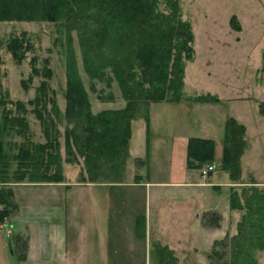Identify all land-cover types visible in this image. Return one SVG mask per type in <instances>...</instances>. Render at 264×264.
<instances>
[{
	"label": "rangeland",
	"instance_id": "obj_1",
	"mask_svg": "<svg viewBox=\"0 0 264 264\" xmlns=\"http://www.w3.org/2000/svg\"><path fill=\"white\" fill-rule=\"evenodd\" d=\"M166 0H160V9L168 12L166 7ZM228 1V2H225ZM231 2V3H229ZM236 0H180V11L182 20L191 24L195 50V59L192 62H187L186 67V97H196L201 95H219L220 97H228L229 88L236 85L243 86L248 83L251 76V69H246V60L240 54L241 36L247 31V27L242 26L237 15H233L238 7ZM241 2H245L242 0ZM240 4V3H239ZM262 12V11H261ZM231 13H233L231 17ZM263 16H264V12ZM260 15V14H259ZM236 18L241 30L237 31L233 28L232 19ZM261 22L252 27L253 30L259 34V39L264 35V26L261 27ZM264 22V21H263ZM248 30V29H247ZM233 36L231 35V33ZM243 32V35L240 32ZM234 32V33H233ZM14 39H22L25 48L30 46L26 57L23 61H16L12 53L8 50V43ZM73 46L76 53V61L78 72L84 82L87 90L89 100L92 104V113L99 114L103 111L117 110L124 108L127 104L120 85L115 80L105 78L103 81L91 80L90 76L84 70V61L80 48L79 37L77 33L72 34ZM264 45V40L262 41ZM67 56H68V36L63 31L59 24L48 21H0V145L7 156V162L10 165V174L17 169V162L15 157L18 154L19 147L27 144L29 141L33 143H46L44 133V123L40 121L35 106L31 104L38 95L39 90L44 81L49 85L50 93L47 94L46 99L40 105L39 110L42 112L45 119H51L49 123L55 125L59 131L60 153L62 158L61 168L63 170V177L65 174L64 168L73 170L78 176L77 184L90 182V174L88 167L85 165V159L78 155L76 146L73 141L68 147L67 130L75 128L67 120L66 106H67ZM34 65L37 67L38 75H34ZM250 66V65H249ZM52 71L51 79H46L45 70ZM109 72V71H108ZM251 82L253 80L251 79ZM226 88V89H225ZM52 101L58 111L59 116H55L52 107ZM18 103L23 104L20 109ZM150 109V116L152 119V128L154 127V137L147 135L146 120L143 118L142 125H135V134L132 141V149L135 155L147 159V151H151V160L146 164L145 160L141 158H134L129 155L121 160L122 168L117 176L113 173H107V169L112 168V163L109 166H103L99 172L100 177L97 183L106 182H127L138 176L146 175L149 169H153V157L156 143V132L159 134L160 140L166 141L167 145L162 144L158 148L156 161L158 163V170L154 174V181H162L170 172V158L173 147L172 142H175V137H194L202 134L203 122L211 124L210 129L214 135L222 137L224 134V121L221 122L223 115L228 117L229 106L227 99L223 105L218 104H198V105H173L169 102L153 103ZM9 116H17L18 120L14 121L8 118ZM50 116V117H49ZM145 114H143V117ZM141 119V118H140ZM28 125V132L21 134L23 126ZM47 126V124L45 123ZM143 126L144 129H143ZM215 127V130H213ZM152 130V129H151ZM167 134V138H164ZM150 136L154 147H150ZM72 151V155L67 152ZM144 155V156H143ZM160 158L162 161H158ZM76 159V160H75ZM72 160L73 162H68ZM221 159H219V162ZM101 167V166H100ZM46 172L48 170L45 169ZM217 172V173H216ZM50 174H54L49 171ZM176 175L183 172L178 167L175 171ZM248 173V172H247ZM214 174L224 173L220 167L215 166ZM68 177H64L61 183H71ZM111 177L105 179V177ZM202 177H204L202 175ZM209 177V176H208ZM204 177V178H208ZM86 178V181H83ZM153 178V177H152ZM201 178V176L199 177ZM167 179V178H166ZM202 179V178H201ZM234 182L237 186L234 187L236 194L233 196L235 204L246 206L249 210V216L245 224L241 227V235L236 240L231 239L239 230H236L237 224L240 221L239 215L231 217L230 230H190L192 233L188 236V242L185 238H181V231L178 235H172L175 239L182 240L183 244L172 243L171 246L177 250L172 251L164 244L170 241L166 236L159 233L158 230H148L149 237L154 244H150L148 250V257L151 261H156L163 258L169 264H264V189L263 187L256 188L253 182H250L249 176L245 179L249 182L243 181L241 178ZM14 181V180H13ZM243 181V182H242ZM69 183V184H68ZM243 183V184H242ZM37 183L25 180L24 182H14L9 186L14 192L13 203L15 200H20L22 203L29 202L36 198V193L31 185ZM2 186L0 185V189ZM33 189V190H32ZM153 188V192H154ZM16 191L17 198H16ZM118 196L126 194L123 200H116L119 204L123 201L121 208L126 216V222L129 223L135 216L148 215L150 216V204H148L141 197H134L131 189L119 188L116 190ZM142 194V189H139ZM203 194V193H202ZM204 195V194H203ZM30 196H32L30 198ZM205 196V195H204ZM19 201V202H20ZM15 206V205H14ZM13 206L12 211H16ZM3 207L0 205V210ZM132 215V216H130ZM227 216V215H226ZM128 230L125 224L126 235L131 231L136 234V239L139 241L140 250L146 253L147 242L145 236L148 232L145 230V236L141 235L142 231ZM221 218V219H220ZM233 218V219H232ZM204 224H209L213 227L226 229V222L224 218L212 216V214L204 213L202 215ZM12 220L14 225L13 230L18 231V227ZM7 219H5V222ZM3 225H0V228ZM228 228V227H227ZM176 232V230H175ZM3 241L9 246V238L6 237L5 231H0ZM172 233V232H171ZM166 234V233H164ZM228 236V238H227ZM5 237L7 239H5ZM148 238V237H147ZM227 238V239H226ZM225 239V240H223ZM223 240V241H221ZM5 243V245H6ZM6 245V247H7ZM185 247V248H182ZM169 250L172 253H165ZM159 254V258L157 257ZM159 259V260H158ZM20 259L17 256L13 257V264H19Z\"/></svg>",
	"mask_w": 264,
	"mask_h": 264
},
{
	"label": "trees",
	"instance_id": "obj_2",
	"mask_svg": "<svg viewBox=\"0 0 264 264\" xmlns=\"http://www.w3.org/2000/svg\"><path fill=\"white\" fill-rule=\"evenodd\" d=\"M179 1L166 0L168 12H164L160 9V0H0V21L53 22L59 24L68 36L65 116L75 128L68 129L66 137L68 147L70 141H73L78 155L85 159L91 183H97L103 177L99 172L102 170L103 173V166H109L110 163L113 165L112 168L108 167V175H119L123 165L121 160L130 153L133 122L144 118L149 133L150 106L153 103L220 101L212 95L193 98L185 96L187 62L194 61L195 50L193 30L191 24L182 20ZM232 25L235 30H241L236 18L232 19ZM73 33H77L79 37L85 72L93 81H103L106 77L117 81L127 103L124 108L92 113V104L78 72L72 43ZM25 44L22 39H14L7 45L18 62L23 61L25 53L31 49L30 46L25 48ZM45 71V78L51 79L52 71ZM33 72L38 75L36 65ZM39 93L31 104L35 106L34 111L44 123L46 143L36 144L29 141L21 145L15 157L18 166L13 175L10 174L7 156L0 145V185L7 186L0 189V205L3 207L0 210V224L6 223L5 219L9 218L15 205L14 192L9 186L11 183L25 180L34 183L64 181L59 131L55 125L49 123L53 120L45 119L39 110L50 93L46 81L42 83ZM18 105L20 109L23 108V104ZM52 107L54 115L59 116L53 101ZM8 118L18 120L17 116ZM23 128L21 134L27 133L28 125L25 124ZM245 136L246 127L235 118H229L225 125L222 168L229 173L233 182H238L242 176L241 159L247 146ZM67 153L73 154L72 151ZM214 160L213 140L189 139L188 169L201 170ZM50 170L54 174H50ZM139 179L136 177V180ZM235 194L233 192L230 196V206L232 209L245 210L246 213L238 224V234L232 240L241 235V227L249 216L246 206L234 203ZM137 228L144 237L145 218L138 219ZM8 238L11 253L18 255V258L24 255L25 259L28 241L13 235V232ZM165 253L172 252L165 250ZM157 257L159 258V254ZM159 264L169 263L163 258L159 260Z\"/></svg>",
	"mask_w": 264,
	"mask_h": 264
},
{
	"label": "crops",
	"instance_id": "obj_3",
	"mask_svg": "<svg viewBox=\"0 0 264 264\" xmlns=\"http://www.w3.org/2000/svg\"><path fill=\"white\" fill-rule=\"evenodd\" d=\"M236 1H240V4L236 3L240 7H238V11L233 12L235 14L231 13L230 15L231 17L237 15L243 24L242 26L247 27L245 29L247 32L244 35V31L240 32L243 36H241L239 43L241 48L239 49L241 50L240 54L246 60V69H251L248 83L243 86L236 84L229 88L228 97L212 95L220 100L217 103L183 101L171 104L175 106L182 104L223 105L227 99L228 117L223 115L221 120V122L224 121V134L226 122L231 117L246 127L247 146L241 159V179L246 182H253V186L256 188L263 187L262 189H264V45H262L264 35H262V39H259V34L252 29L259 20L262 21L261 27L264 26L262 13L264 12V0ZM229 36H233V34L231 33ZM141 120L143 119L133 122L130 154L134 158H141L144 162V157L135 155L132 149L135 125H142L139 123L142 122ZM150 120L149 135L154 137L155 129L152 128L151 116ZM201 125L202 134L199 136L175 137V142L171 143L173 150L170 158V172L166 177L167 179H161L162 181H154L155 172L159 167L156 154L163 142L166 145L167 142L160 140L159 134L156 132L155 150L153 152L155 155L152 160L153 169H149L147 176H138L139 180H136L135 177L121 183L88 182L77 184L78 176L73 170L66 167L64 171L66 177H68L67 175L70 177L68 178L70 185L67 183L31 185L34 188V190L32 189L33 192L36 193L34 201L29 200L28 203L25 202L24 204L20 200H15L16 211H12L6 221L10 225L13 235L28 241L25 259L24 255L19 258L21 259L19 264H158L148 257L150 244H154L149 237L150 230H158L159 233L166 236L170 241L166 242L164 246L169 247L172 251L177 250L171 246L173 242L184 243L182 240H174L180 230H182L181 238L186 237L187 242L189 234L192 233L190 230H230L231 217L234 218L239 212L241 213L239 215L241 221L246 211L232 209L230 206V196L236 192L237 189L234 187L237 185L230 179L229 173L222 168L224 134L222 137L214 135L208 121ZM144 129L143 126L142 131ZM146 132L148 135L147 130ZM164 138H167V134ZM190 138H202L215 142V160L212 164L218 165L224 175H216L212 172L208 178L202 177V170L209 164L201 170L187 168ZM150 142L151 145L149 146L154 147L151 136ZM151 156V151H147L146 164L151 160ZM219 159H221L220 163H218ZM158 161L162 160L158 158ZM178 167L183 172L178 174L180 177L175 173ZM200 176L202 179L199 178ZM247 176H249V181L245 179ZM119 188L135 191L132 192L135 198L141 197L150 204V216L148 213L142 217L135 216L132 221L127 223L126 216L121 209L123 201L120 204L116 202V200H123L126 196V194L124 197L123 195L118 196L116 190ZM153 188L156 189L154 192ZM139 189H142V194L139 193ZM17 193L16 191V198ZM204 213L212 214L215 217L222 216L227 220L226 226L228 228L225 229L218 225L213 227L214 225L212 226L211 223L204 224L202 219ZM138 217L146 219L145 230L147 232L149 230L145 237L147 242L146 253L140 250L139 241L135 238L136 234L131 231L130 234L126 235L124 228L123 221L127 224L128 230H136ZM11 218L15 223L17 222L16 226L19 228L17 232L13 230L14 225ZM238 224L236 230H238ZM1 234L0 264H13V257L19 256L11 253L10 247L6 240L3 241ZM172 235L176 236L173 237ZM5 239L7 238L5 237Z\"/></svg>",
	"mask_w": 264,
	"mask_h": 264
},
{
	"label": "built area",
	"instance_id": "obj_4",
	"mask_svg": "<svg viewBox=\"0 0 264 264\" xmlns=\"http://www.w3.org/2000/svg\"><path fill=\"white\" fill-rule=\"evenodd\" d=\"M215 171V165L214 164H209L206 168L202 170V175L204 177H208L210 173ZM3 226L0 228V231H5L6 237H10L12 235L11 228L5 223L2 224Z\"/></svg>",
	"mask_w": 264,
	"mask_h": 264
}]
</instances>
